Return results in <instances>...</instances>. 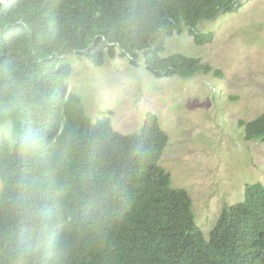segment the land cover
I'll use <instances>...</instances> for the list:
<instances>
[{
    "label": "trees",
    "instance_id": "16d2710c",
    "mask_svg": "<svg viewBox=\"0 0 264 264\" xmlns=\"http://www.w3.org/2000/svg\"><path fill=\"white\" fill-rule=\"evenodd\" d=\"M239 0H0V264H264V182L222 210L205 237L192 201L160 164L156 115L136 133L93 120L70 87L71 56L100 66L116 54L156 77L209 73L164 55L166 40ZM264 138V110L243 123Z\"/></svg>",
    "mask_w": 264,
    "mask_h": 264
},
{
    "label": "rangeland",
    "instance_id": "374dc122",
    "mask_svg": "<svg viewBox=\"0 0 264 264\" xmlns=\"http://www.w3.org/2000/svg\"><path fill=\"white\" fill-rule=\"evenodd\" d=\"M237 4L201 24L211 41L197 44L187 32L166 40L164 55L197 57L209 73L156 77L141 58L134 64L116 54L94 66L70 55V87L93 120L107 115L115 131L128 134L141 130L147 113L156 115L168 135L160 164L172 186L189 194L205 237L248 184L264 182V138L246 140L243 127L264 110V0ZM9 131L0 125V141Z\"/></svg>",
    "mask_w": 264,
    "mask_h": 264
}]
</instances>
